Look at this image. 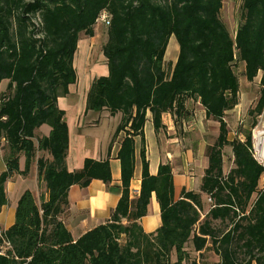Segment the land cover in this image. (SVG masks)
<instances>
[{
    "label": "trees",
    "instance_id": "1",
    "mask_svg": "<svg viewBox=\"0 0 264 264\" xmlns=\"http://www.w3.org/2000/svg\"><path fill=\"white\" fill-rule=\"evenodd\" d=\"M223 1L0 0V83L8 80L0 94L6 165L0 173V207L8 201L7 180L25 175L40 153V199L23 192L14 223L0 228V245L6 246L0 264H264V187H258L264 166L251 153V130L264 111V0H242L234 35L220 17ZM104 10L110 17L101 46L108 74L91 82L86 109L122 114L115 130L125 132L117 153L121 196L104 223L74 239L67 226L70 186L86 187L93 179L109 184L112 175L107 159L86 158L80 169H67L69 131L57 99L76 81L78 40L94 35ZM172 35L179 48L168 72L165 53ZM238 61L245 78L259 75L261 86L249 110V127L229 140L224 117L238 104L233 69ZM192 99L206 118L218 122L199 191L183 189L175 199L171 164L161 162L152 175L142 150L140 192L131 198L134 137L143 140L146 112L157 132L164 127V113L177 123ZM44 124L50 127L47 135L39 130ZM227 147L233 165L224 173ZM153 192L161 224L147 233L139 219L147 214ZM218 220L231 222L230 227L219 229ZM207 250L219 256L217 263L198 261L196 254Z\"/></svg>",
    "mask_w": 264,
    "mask_h": 264
},
{
    "label": "crops",
    "instance_id": "2",
    "mask_svg": "<svg viewBox=\"0 0 264 264\" xmlns=\"http://www.w3.org/2000/svg\"><path fill=\"white\" fill-rule=\"evenodd\" d=\"M104 24L94 26L92 37H82L78 40L73 66L76 71V81L68 86V94L57 99V105L65 111V119L69 131L66 166L69 171L80 169L86 158L109 160L112 180L109 184L93 179L86 187L77 184L68 190L67 226L74 239L86 231L104 223L117 205L121 196V165L117 158L124 131L115 134L122 114H111L108 110L86 109V95L94 78L106 76L108 65L106 57L99 44L105 36ZM96 44V45H95ZM95 45V46H94ZM168 47V46H167ZM168 49V48H167ZM166 49V53H167ZM165 53V59H166ZM177 58L173 61L175 63ZM5 81V80H3ZM0 83V94L5 91ZM8 82V81H7ZM198 115L194 120L196 142L187 147L171 138L174 131V121L169 113L162 115L164 127L154 130L152 115L146 112V121L141 136L134 137V172L130 181V197L136 198L140 192L142 176V150L148 161V170L156 175L161 162H169L172 167L174 182V198L179 199L185 190L199 191L201 179L207 166L206 148L207 131L210 129L218 135V122L205 116L204 108L196 101ZM40 133L47 135L48 125L40 127ZM228 139L230 140L229 134ZM4 142H0V173L5 170ZM31 160L28 172L23 175L16 173L6 182L7 204L0 207V228L7 229L15 221V208L18 199L26 190L33 193L35 199H40V188L37 178V158ZM25 166V157L19 158L20 170ZM191 167L194 171H190ZM224 167V166H223ZM45 193V192H44ZM47 198V193L44 194ZM143 230L154 232L161 224L160 207L153 192L148 204L147 214L139 219Z\"/></svg>",
    "mask_w": 264,
    "mask_h": 264
},
{
    "label": "rangeland",
    "instance_id": "3",
    "mask_svg": "<svg viewBox=\"0 0 264 264\" xmlns=\"http://www.w3.org/2000/svg\"><path fill=\"white\" fill-rule=\"evenodd\" d=\"M241 3L242 0L223 1V7L221 9L220 17L232 35H234L240 22ZM98 23L101 22H97L96 24ZM103 30L105 36L101 40V43L100 42L97 43L99 44L98 46L100 50L106 38V28L103 27ZM167 48L168 49L166 53L165 67L166 70L170 72L172 65L174 64L173 61L175 60V58H177L178 48H179L176 37L174 35L170 37ZM233 69L239 81L238 104L233 109L228 110L224 117L225 121L227 122L230 139H234L238 133L243 132L245 129L249 127L252 120V117L249 114V110L254 107L261 86L259 75L256 78H254L252 81H248L245 78L243 74L244 64L242 62L240 61L236 62L233 65ZM7 81H8L7 79L3 81L2 83L3 88H5L6 84L8 83ZM187 107H188V111L186 116L180 119L177 123L174 122L175 132L171 134V138L174 137L175 140L179 141V143L181 144L184 141H186L188 145L187 147L189 148V146L193 145L197 140V136H196L197 134L194 130V122H195L194 120L196 119L199 111L197 108L196 100L194 99L189 100L187 102ZM207 135L209 137L208 143L212 144L217 136L210 129L207 131ZM232 159L233 158H232L231 148L230 147L225 148L223 152L224 173H227V171H229V169L232 167L233 165ZM190 171L193 172L194 169L191 167ZM258 187H264V175H262ZM214 223L219 229L225 230L230 227L231 222L229 221L221 222L218 220L215 221ZM5 250H6V246L0 245V251L3 252ZM196 255L198 257V261H200L202 257L204 258L205 261L210 263H217L219 261V256L212 250L205 251L203 256H199V253H197ZM239 256L242 257V254L240 253Z\"/></svg>",
    "mask_w": 264,
    "mask_h": 264
},
{
    "label": "built area",
    "instance_id": "4",
    "mask_svg": "<svg viewBox=\"0 0 264 264\" xmlns=\"http://www.w3.org/2000/svg\"><path fill=\"white\" fill-rule=\"evenodd\" d=\"M98 22L103 23L105 26L109 24L110 17L106 10L102 11L98 18ZM251 136V153L255 160L261 166H264V111L258 115L256 125L251 130Z\"/></svg>",
    "mask_w": 264,
    "mask_h": 264
}]
</instances>
